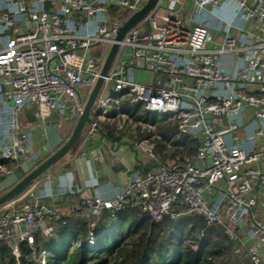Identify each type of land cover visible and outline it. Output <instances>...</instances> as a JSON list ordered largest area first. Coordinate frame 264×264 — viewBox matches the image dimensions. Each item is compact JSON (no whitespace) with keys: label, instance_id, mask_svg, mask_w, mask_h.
Instances as JSON below:
<instances>
[{"label":"built area","instance_id":"built-area-1","mask_svg":"<svg viewBox=\"0 0 264 264\" xmlns=\"http://www.w3.org/2000/svg\"><path fill=\"white\" fill-rule=\"evenodd\" d=\"M148 1L0 0V177L50 152L34 149L24 109L75 125L118 44L81 139L129 136L147 170L129 173L111 197L85 185L95 195L71 212L89 222L87 243L96 244L105 212L136 210L153 223L196 215L238 243L237 257L264 264V0H159L118 41ZM138 71L151 83L138 82ZM36 184L0 207V243L16 257L64 216L42 201L52 190L39 194Z\"/></svg>","mask_w":264,"mask_h":264},{"label":"trees","instance_id":"trees-1","mask_svg":"<svg viewBox=\"0 0 264 264\" xmlns=\"http://www.w3.org/2000/svg\"><path fill=\"white\" fill-rule=\"evenodd\" d=\"M109 137L117 141L113 131ZM71 214L75 217L63 216L53 235L38 233L34 249L23 244L19 257L0 243V264H40L42 257L45 264H250L246 255L236 257L237 242L200 216L186 215L176 222L167 217L153 223L136 210L105 212L92 246L87 243L89 222Z\"/></svg>","mask_w":264,"mask_h":264},{"label":"crops","instance_id":"crops-1","mask_svg":"<svg viewBox=\"0 0 264 264\" xmlns=\"http://www.w3.org/2000/svg\"><path fill=\"white\" fill-rule=\"evenodd\" d=\"M225 19H232V12L224 15L221 11L216 12ZM35 107H26L21 116V122L25 130H29L33 134V147L35 150H42L48 146V139L46 136V129L43 120L36 116ZM64 121V120H63ZM74 125V124H73ZM73 125L67 126L66 133H70ZM111 131V130H110ZM113 131V130H112ZM114 132V138L111 139L109 134L107 138L97 136L92 139H81L79 147L67 156L65 160L60 162L55 167L47 171L36 182V191L39 194L52 190V196L43 198V202L48 205L58 204L62 209L64 217L71 216V205L83 201L87 197L94 196L96 189L86 188L87 183L97 182L100 191L108 197L115 194V191L122 187L128 179L129 173L137 168V171L142 173L147 170V164H143L142 156L137 152L133 139L123 137L125 140H132L131 145L127 141L120 140ZM241 134L244 133L242 130ZM85 134V133H84ZM119 146L121 147L119 149ZM88 152L89 157L80 162L76 159L81 152ZM50 155V152L43 154L44 159ZM42 156V157H43ZM141 162V163H140ZM264 166L263 164H261ZM138 166H141L138 168ZM62 177V178H61ZM47 181H51L50 185ZM64 181V182H62ZM65 181H71L74 188H85L82 193L75 195H63L61 191Z\"/></svg>","mask_w":264,"mask_h":264},{"label":"water","instance_id":"water-1","mask_svg":"<svg viewBox=\"0 0 264 264\" xmlns=\"http://www.w3.org/2000/svg\"><path fill=\"white\" fill-rule=\"evenodd\" d=\"M158 1L159 0H149L147 5L141 11L136 13L119 30L117 40H122L125 34L156 6ZM118 49V44H115L112 47L102 72V78H100L94 90L92 91L86 104L84 113L75 125H73L70 121H63L58 114H53L52 116L43 120L46 129L50 155L42 160L38 166H35L31 161H19L18 166L10 175L0 177V207L17 198L26 190L34 187L36 181H38V179H40L51 168L62 162L63 159H65L75 147L76 143L81 140L86 125L91 123V111L103 85L104 77L108 75L113 65V61ZM69 125H73V128L71 129L70 133H66L67 126ZM140 167L141 166H138V168ZM136 170L137 168H134L130 173H134Z\"/></svg>","mask_w":264,"mask_h":264},{"label":"rangeland","instance_id":"rangeland-1","mask_svg":"<svg viewBox=\"0 0 264 264\" xmlns=\"http://www.w3.org/2000/svg\"><path fill=\"white\" fill-rule=\"evenodd\" d=\"M120 15L121 14H123L124 13V11H122V10H120ZM101 47H97V48H94L92 51H94V52H99V51H101ZM111 49V48H110ZM109 49V50H110ZM136 79H137V81L138 82H143V83H146V84H150L151 83V81H152V74L151 73H149V72H147V71H138L137 72V76H136ZM160 117V116H159ZM158 117V118H159ZM151 119L152 120H154L155 119V116H152L151 115ZM81 144V140H79L77 143H76V145H75V147L71 150V152L68 154V156H71V153L72 152H74L78 147H79V145ZM63 160H65V159H63ZM44 255V254H43ZM45 256V255H44ZM237 257V256H236ZM35 258L36 259H38V257L35 255ZM39 260V259H38ZM45 262H46V257H42V258H40V261H39V263L40 264H45Z\"/></svg>","mask_w":264,"mask_h":264}]
</instances>
